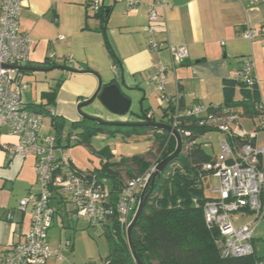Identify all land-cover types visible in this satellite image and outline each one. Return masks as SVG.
Segmentation results:
<instances>
[{
    "label": "crops",
    "instance_id": "1",
    "mask_svg": "<svg viewBox=\"0 0 264 264\" xmlns=\"http://www.w3.org/2000/svg\"><path fill=\"white\" fill-rule=\"evenodd\" d=\"M97 2H100L99 7L95 5ZM153 2L159 3L160 18L150 23L148 11ZM101 10L108 15L107 19L97 15ZM263 25L264 0H140L128 12L126 0H23L20 28L31 37L32 46L29 60L21 66L64 65L90 70L22 71V80L28 84L23 96L33 85V99L25 102H46V93L61 81L49 111L71 122L80 121L77 105L95 93L99 77L104 83L114 79L132 100L129 112L118 118L97 99L86 107L87 113L108 121L136 122L143 121L138 115L146 110L154 120L160 112V121L168 122L164 94L180 96L187 107L222 105L223 80L234 77L248 60L253 63L252 73L258 80L260 100L264 103V38L250 40L242 36L246 28ZM150 28L155 29V37L162 45L159 51L150 49ZM60 35L65 37L60 39ZM170 46H186V59L175 62ZM51 53L55 55L53 59L49 58ZM160 65L167 69L164 94L157 89L154 78ZM233 110L239 114L241 132L257 130L253 141L257 146L264 145V131L259 128L260 114L252 116L242 106ZM43 115V134H54L50 112ZM213 132L222 138V133ZM15 141V137L2 138L0 166L14 158L9 156L7 147ZM209 145L212 144L209 142ZM211 154L215 156L218 152ZM28 191L29 195L36 193L31 187ZM216 196L217 193L212 197ZM4 203L0 200V255L23 240L31 219L30 207L23 211L18 207L19 202ZM60 204L54 202L56 213ZM48 240L50 243V234ZM257 251L255 246L256 255Z\"/></svg>",
    "mask_w": 264,
    "mask_h": 264
},
{
    "label": "built area",
    "instance_id": "2",
    "mask_svg": "<svg viewBox=\"0 0 264 264\" xmlns=\"http://www.w3.org/2000/svg\"><path fill=\"white\" fill-rule=\"evenodd\" d=\"M22 1L0 0V65L21 66L29 60L32 39L20 28ZM139 2L126 0V12ZM158 4L153 2L149 6L150 23L159 21ZM95 5L99 7L100 2ZM155 35V29L150 28V49L159 51L162 45ZM242 36L250 40L264 38V25L248 27ZM64 37L60 35L59 38ZM169 48L177 63L188 56L186 46ZM54 57V53L49 55L50 59ZM166 70L160 65L154 77L157 89L163 94L168 79ZM252 70L253 63L247 60L235 77L249 85H258ZM27 89L22 71L0 66V144L2 135L16 138L7 147L9 156H33L42 187L39 192L21 199V210L30 207V227L23 240L0 255V264H47L54 257L63 259L60 250L53 249L48 240L56 215L55 201L70 206L68 212L73 219H86L91 226L106 228L117 219L128 228L138 208L139 196L150 185L156 167L128 181L113 200L98 173L78 170L66 155L67 145L78 139L72 129L64 131L60 137L43 134L44 115L25 102L23 95ZM163 101L173 103L171 124L175 128L180 124L181 116H195L201 117L202 125H210L222 133L218 154L204 165L219 178V186L214 190L217 196L204 204V219L207 226L219 229L221 239L218 243L223 257L253 254L256 221L264 216V145L257 146L253 141L258 131L241 132L239 114L227 106L194 104L182 107L178 95L164 94ZM256 107L260 112L259 128L264 131V103L259 99ZM238 138L244 141L237 142ZM8 217L12 218V215Z\"/></svg>",
    "mask_w": 264,
    "mask_h": 264
},
{
    "label": "trees",
    "instance_id": "3",
    "mask_svg": "<svg viewBox=\"0 0 264 264\" xmlns=\"http://www.w3.org/2000/svg\"><path fill=\"white\" fill-rule=\"evenodd\" d=\"M97 15L102 19H107L108 16H105L102 10ZM60 86L61 81L46 93L45 98L48 101L32 102L28 106L40 113L50 112L52 127L57 137H60L66 128H82L79 133L82 136L81 142H88L92 132L104 125L93 122L96 126H91L85 123L89 121L86 119L71 122L53 110L49 111V105L54 102ZM223 97V104L218 106L230 108L242 106L252 116L260 114L257 107L255 108L260 99L256 83L249 85L235 76L225 78ZM182 107H185L183 102ZM172 110L173 103L164 107L169 123H172ZM138 116L143 121L136 122H145L149 117L146 110ZM149 118L154 120L153 116ZM180 120L176 129L182 135V151L156 180L154 189L149 191V186L146 189L149 196L132 230L133 242L140 259L144 264H260L262 259L257 257L255 252L246 257L222 256L218 243L221 239L220 231L216 227L207 226L203 211L206 201L213 198L205 194V179L212 174L204 165L215 156L206 150L209 142L203 143L201 139L206 133L216 130L210 125H202L201 117L181 116ZM133 127L144 129L145 132L153 130L156 143H159V153L153 157L156 150L152 149L145 154L123 156L119 160L108 157L99 168L90 170L98 173L103 182L105 179L109 181L107 189L113 200L117 199L128 181L156 166L177 147L176 137L167 131L150 126ZM242 140L244 141L238 138L237 142ZM123 169L126 170L128 181L122 174ZM104 233L111 241L107 264H138L132 254L125 225L113 219Z\"/></svg>",
    "mask_w": 264,
    "mask_h": 264
},
{
    "label": "rangeland",
    "instance_id": "4",
    "mask_svg": "<svg viewBox=\"0 0 264 264\" xmlns=\"http://www.w3.org/2000/svg\"><path fill=\"white\" fill-rule=\"evenodd\" d=\"M29 79L31 80V78ZM34 92L35 88L32 85L24 96L26 102L33 99H31V94ZM116 117L122 118L125 115L116 114ZM160 119V112H158L154 121L159 122ZM48 122V119L45 118V123ZM85 123L96 126L93 121ZM249 123L251 124L250 120ZM72 131L76 133L78 139L70 143L65 150L69 160L80 171L99 168L108 157L114 159L123 156L130 157L136 154H145L152 149L156 150L153 157L159 153V143H156V135L153 130L145 132L144 129L141 130L133 126L104 125L101 129H95L92 132L88 142H81L82 136L79 133L82 128H72ZM3 137L10 136L2 135L1 138ZM220 139V134L217 132H208L201 141L203 143L210 142L213 146H207L206 150L216 153L219 152ZM35 164L33 156L18 154L11 161L5 160V163L0 166V200L5 202L4 204L20 203L23 195H29L30 187L35 192L42 189L38 182ZM122 172L125 180L128 181L126 170L123 169ZM105 184L107 187L109 186L107 179H105ZM218 186L219 178L216 175L208 177L204 182L205 194L207 196L215 195L217 192L214 190ZM69 207L65 203L60 204L59 212L55 215L54 225L49 233L50 245L53 249L60 250L64 260H51L48 264H107L106 258L110 252L111 241L104 233L106 228L91 226L86 219H73L68 212ZM256 222L257 228L254 235V243L258 250L256 256H260L261 264H264V216Z\"/></svg>",
    "mask_w": 264,
    "mask_h": 264
},
{
    "label": "water",
    "instance_id": "5",
    "mask_svg": "<svg viewBox=\"0 0 264 264\" xmlns=\"http://www.w3.org/2000/svg\"><path fill=\"white\" fill-rule=\"evenodd\" d=\"M0 66L4 68H13V69H17L20 71H29V72L31 71H50V70H55V69H61V70L69 71V72H90V70H78V69L64 66V65H55V66H51L48 68L31 67V66H10V65H0ZM97 99H99L101 103L105 105L107 109H109L110 111L116 114L125 115L126 113L129 112L131 108L132 100L129 96L123 93L120 84L114 79L108 83H104L102 78L99 77V85L95 93L90 98L78 103L77 110L82 119L93 121L100 125H108V126H150V127H155V128L167 131L176 137L177 139L176 150L171 155L167 156L162 161H160L155 167V170L153 172L150 185H149V191H152L155 187L156 180L161 177L165 168L171 163L172 160L178 157L179 154L181 153L182 148H183V139H182L181 133L171 123H168L165 121L156 122L149 117L146 118L145 122L108 121L101 117L87 113L84 110V108L94 103ZM148 196H149V192H147L145 189L141 194L140 202L133 216V219L127 228L128 242H129L132 254L138 264H144V263L140 259L136 251L133 238H132V230L135 227L145 207Z\"/></svg>",
    "mask_w": 264,
    "mask_h": 264
}]
</instances>
